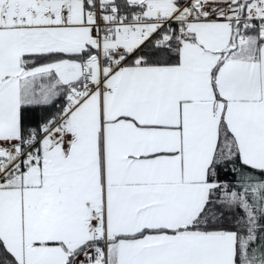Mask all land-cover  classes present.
<instances>
[{"label":"snow or ice","instance_id":"snow-or-ice-1","mask_svg":"<svg viewBox=\"0 0 264 264\" xmlns=\"http://www.w3.org/2000/svg\"><path fill=\"white\" fill-rule=\"evenodd\" d=\"M0 264H264V0H0Z\"/></svg>","mask_w":264,"mask_h":264}]
</instances>
